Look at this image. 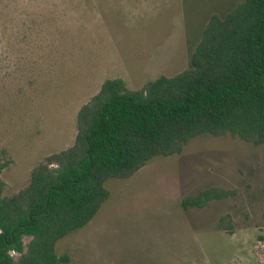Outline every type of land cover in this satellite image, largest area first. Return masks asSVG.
<instances>
[{
	"label": "rangeland",
	"instance_id": "obj_1",
	"mask_svg": "<svg viewBox=\"0 0 264 264\" xmlns=\"http://www.w3.org/2000/svg\"><path fill=\"white\" fill-rule=\"evenodd\" d=\"M244 0H0V161L6 195L71 147L77 114L107 79L138 90L190 67L212 15ZM238 196L184 209L212 188ZM85 227L60 239L62 264H264V144L200 136L157 156ZM230 214L234 231L219 221ZM28 244L29 242H25Z\"/></svg>",
	"mask_w": 264,
	"mask_h": 264
},
{
	"label": "trees",
	"instance_id": "obj_2",
	"mask_svg": "<svg viewBox=\"0 0 264 264\" xmlns=\"http://www.w3.org/2000/svg\"><path fill=\"white\" fill-rule=\"evenodd\" d=\"M74 144L45 158L29 184L6 195L0 161V264H13L9 246L25 252L18 264H62L57 242L82 229L110 198L106 182L128 179L157 156H172L200 136H233L264 144V0H244L226 17L214 14L191 55L190 67L138 90L107 79L77 114ZM56 162L59 171L49 170ZM238 196L212 187L183 200L184 209ZM220 227L234 231L230 214ZM34 236L28 244L21 237Z\"/></svg>",
	"mask_w": 264,
	"mask_h": 264
},
{
	"label": "clouds",
	"instance_id": "obj_3",
	"mask_svg": "<svg viewBox=\"0 0 264 264\" xmlns=\"http://www.w3.org/2000/svg\"><path fill=\"white\" fill-rule=\"evenodd\" d=\"M49 170H57L59 171L60 169V165L56 162H53L51 164L48 165ZM4 235V230L2 228H0V236ZM35 237L34 236H27L21 237V243L24 244L26 241L27 242H31L32 240H34ZM23 254H26V249L25 252H18L15 245L9 246L8 250H7V255L8 257L13 261V264H18L19 259L21 258V256Z\"/></svg>",
	"mask_w": 264,
	"mask_h": 264
}]
</instances>
